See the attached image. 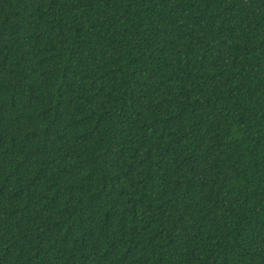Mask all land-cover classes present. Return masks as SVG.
I'll use <instances>...</instances> for the list:
<instances>
[{"label":"trees","instance_id":"1","mask_svg":"<svg viewBox=\"0 0 264 264\" xmlns=\"http://www.w3.org/2000/svg\"><path fill=\"white\" fill-rule=\"evenodd\" d=\"M0 264H264V0H0Z\"/></svg>","mask_w":264,"mask_h":264}]
</instances>
